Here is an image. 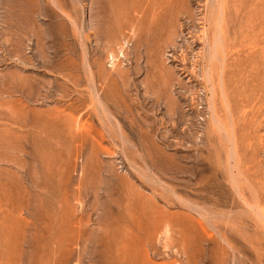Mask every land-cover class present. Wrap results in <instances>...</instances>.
Instances as JSON below:
<instances>
[{"label": "rangeland", "instance_id": "374dc122", "mask_svg": "<svg viewBox=\"0 0 264 264\" xmlns=\"http://www.w3.org/2000/svg\"><path fill=\"white\" fill-rule=\"evenodd\" d=\"M263 210L264 0H0V264H264Z\"/></svg>", "mask_w": 264, "mask_h": 264}, {"label": "bare ground", "instance_id": "6f19581e", "mask_svg": "<svg viewBox=\"0 0 264 264\" xmlns=\"http://www.w3.org/2000/svg\"><path fill=\"white\" fill-rule=\"evenodd\" d=\"M205 1V0H204ZM215 1V0H214ZM210 5V4H209ZM220 9V8H219ZM221 11V10H220ZM222 13V12H221ZM221 17V16H220ZM220 17H219V19H220ZM221 20V19H220ZM218 24V23H217ZM220 26V25H219ZM218 31V30H217ZM218 33V32H217ZM202 34V33H201ZM216 34V33H215ZM206 35V34H205ZM204 38V37H203ZM208 38V37H207ZM216 39H217V36L215 37ZM198 39V38H197ZM218 40V39H217ZM204 42H205V40H203ZM214 41H216V40H214ZM214 50H215V48H214ZM209 52V51H208ZM213 53V52H212ZM214 54V53H213ZM213 57V56H212ZM192 71V70H191ZM205 73V72H204ZM192 75V74H191ZM210 75V74H209ZM211 76V75H210ZM205 77V76H204ZM210 77H208V79H209ZM211 79V78H210ZM211 82V81H210ZM206 83H208V82H206ZM211 85H212V83H211ZM221 85V84H220ZM210 86V85H209ZM210 88H211V86H210ZM211 91H212V89H211ZM195 92V91H194ZM213 93V92H212ZM194 95V94H193ZM210 95V94H209ZM211 96V95H210ZM198 97H199V95H198ZM211 99H212V97H210ZM210 98H209V101H210ZM194 100V99H193ZM210 103V102H209ZM212 103V102H211ZM212 108L214 109V107L212 106ZM209 109V108H208ZM213 109H211V110H213ZM211 114V113H210ZM213 114V113H212ZM212 117V116H211ZM214 121L215 122H217V120H216V117H214ZM218 123H221V121L219 122L218 121ZM218 123H217V125H218ZM215 126V125H214ZM219 126V125H218ZM218 126H216V127H218ZM220 126H221V124H220ZM219 126V128H223V126L222 127H220ZM189 127V126H188ZM187 129V128H186ZM192 129V128H191ZM221 130V129H220ZM223 130V129H222ZM199 137V136H198ZM233 168V167H232ZM230 170V169H229ZM231 171V170H230ZM230 173H232V172H230ZM232 175V174H231ZM241 175V174H240ZM237 176V175H236ZM235 176V177H236ZM242 176V175H241ZM231 177V176H230ZM234 178V177H233ZM237 179V178H236ZM235 179H234V183H235ZM234 185V184H233ZM236 187V186H235ZM249 187V186H248ZM234 191H236V188H235V190ZM241 194H239V196H240ZM178 197V196H177ZM239 198V197H238ZM244 201V200H243ZM243 203V202H242ZM246 203V202H245ZM190 204V203H189ZM247 205H248V203H246ZM250 206V205H249ZM193 207V206H192ZM257 207V206H256ZM260 209V208H259ZM261 211V210H260ZM264 211V210H263ZM258 214H260L263 218H264V212H260V213H258ZM199 215V214H198ZM256 215V214H255ZM258 216V215H257ZM259 217V216H258ZM201 218V217H200ZM259 219V218H258ZM208 220V219H207ZM260 220V219H259ZM261 221V220H260ZM207 222V221H206ZM262 222L264 223V220H262ZM214 228V227H213ZM220 235V234H219ZM221 239V238H220Z\"/></svg>", "mask_w": 264, "mask_h": 264}]
</instances>
